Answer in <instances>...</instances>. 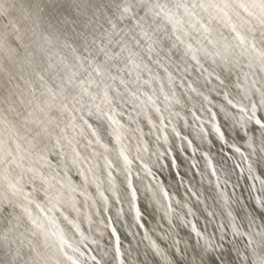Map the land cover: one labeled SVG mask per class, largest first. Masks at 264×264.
<instances>
[{"label":"snow or ice","instance_id":"obj_1","mask_svg":"<svg viewBox=\"0 0 264 264\" xmlns=\"http://www.w3.org/2000/svg\"><path fill=\"white\" fill-rule=\"evenodd\" d=\"M189 104L197 136L207 140L201 156L215 177L208 181L214 183L213 205L191 185L185 192L203 205V227L187 219L195 215L192 206L173 202L160 184L159 194L151 183L144 185L139 171V184L133 178L139 161L155 179L143 154L157 163L167 154L150 152L144 137L152 133L144 132L141 117L163 132L167 144L168 123L180 116L173 109ZM172 132L181 151L184 142L192 147L175 125ZM212 132L231 150H219V167L211 155L215 144L207 139ZM231 133L246 151L229 143ZM197 151L192 147L193 157ZM235 154L246 163L247 176ZM193 169L202 182L195 159L188 171ZM230 181L231 195L225 191ZM91 185L100 206L87 203ZM141 187L170 226L156 239L144 222ZM217 195L225 198L220 215L227 222L221 219L209 233ZM125 203L135 227L144 229L141 240L149 241L142 252L131 241L122 251L114 224L126 216ZM81 204L95 208L98 223L110 227L116 264H264V0H0V264H88L82 258L89 237L68 214L79 216ZM113 207L114 215L102 216ZM87 219L91 230V213ZM189 225L194 238H177L176 230Z\"/></svg>","mask_w":264,"mask_h":264},{"label":"bare ground","instance_id":"obj_2","mask_svg":"<svg viewBox=\"0 0 264 264\" xmlns=\"http://www.w3.org/2000/svg\"><path fill=\"white\" fill-rule=\"evenodd\" d=\"M161 75H163L162 72H161ZM196 76H197V74L193 73L192 76H191V79L195 80ZM202 84H203V82H202V80H200L199 84L197 86H201ZM202 90H204L207 93V89H203L202 88ZM188 107H191V105L190 104L187 105L185 107V109H187ZM130 108H131V106L126 108L124 111L127 113L128 111H130ZM183 110L184 109H180L179 107H176V108L173 109V111H179L180 112V116L179 117L185 116L183 114ZM164 114L166 116L168 115L167 112H165ZM133 115H135V113H133ZM221 116H222V114H221ZM154 118H155V116H154ZM174 118H177V117H173L172 119H174ZM122 120L124 122H127V115H125L122 118ZM140 123H141V126L143 127L145 133H149V132L152 133V134L146 135L144 137L146 140L149 141L150 152H156L157 150L162 152L163 147H166V146H169L171 144H174V141L170 140L169 138H168L169 143L166 144L164 142V140H163V132H157L156 129H150V127L147 125V122L143 119V117H141ZM173 125H175V124H173V122L168 124V127H167L166 131H171L172 132ZM210 126H211V124H210ZM133 127H135V125H133ZM196 127H197V124H195V128ZM157 135L160 136V140L159 141H157V139H156ZM188 138L193 141L192 147H196L197 149H199V146H197V143L201 142V143L207 144V140L202 141L201 139H199V137L197 136V132L196 131L192 132V134H188ZM240 142H241V144L246 145L243 142V140L240 141ZM184 144H187V143H184ZM185 147H187V150L184 151V153H186L185 157L183 156L184 158H182V156L179 154L178 151H176V150H172L171 151V154H170L169 160H168V161H170V163L166 164V165L171 164V167L167 166L165 168L166 172L164 171L165 173L162 170L160 171L161 172V177H163L162 178L163 179L162 184H161V182L159 180H157L158 178L157 179L156 178L155 179H153V178L151 179L150 177H152V176H148L146 174V172L143 170V168L139 167V163H140L139 161H136V162L133 163V166H132L133 174H134L133 178H134V182L139 184V180H137L136 177H135V172L139 171L140 172V176L144 178V180H143L144 185H147V184L151 183L153 185V187H154V190L159 194V188L156 187V186L158 184H160L161 187H163L164 189H166V190H168L170 192L171 197L173 199V202L176 199H180L185 204H188L189 206H192L194 208L195 215H188L189 218L191 219V221L196 222L198 227H203V225L205 224V215H202L203 205L196 204L195 203V197H191L190 198V193L188 195H185V192L188 189L189 185H191L192 189L194 191H198V193L201 196V199H207L208 204L209 205H213L214 202H213L211 197L215 193L212 192L211 194H209L207 192V190H209L210 187H211V186L209 187L208 181L209 180L213 181V179L212 178H210V179L207 178L208 172H207V174H205V172H204V178H203L202 182H201V177H200L199 173H197V175L195 176L196 177L195 180L193 178H192L193 179L192 180L191 177L193 176L194 172L196 173L195 169H193L191 171V174L189 175V176L192 175L190 178L182 177V178L174 180V176L173 175L175 174V175L179 176L181 174V172L183 173V171H185L186 168L189 166L188 163L189 164L191 163L192 159H195V160L198 161L199 166H200V168L203 171H204V168H205V166L207 164L204 158L200 159L201 154H198V151L196 152L195 156L193 157V156L190 155L189 147L188 146H185ZM243 150L246 151L247 149L244 148ZM213 153L214 152L211 153L212 157H213ZM143 155H144V162L148 163L149 167L152 168V172L153 171L159 172L157 170L158 167L155 166V164H157L156 160H155V156H151V158H149V154H143ZM173 157H176L175 163H172ZM212 160L214 162L215 159L212 158ZM239 161H241V160H239ZM228 162H229L230 166L233 163V161H230V160ZM238 163L241 164V162H238ZM176 165H179V167H177ZM245 166H246V163H245ZM73 172L75 173V170H73ZM209 172H210V170H209ZM233 174H235V173H233ZM222 176H223V173H222ZM235 178L236 177L232 175V181H234ZM73 179L76 182L80 181V178L78 176H76V174H75V177L73 176ZM120 179H122V177H120ZM181 179H183V184L179 183L181 181ZM241 180L243 181L242 178H241ZM106 186L107 185H105V187ZM213 186L211 187V190L213 189ZM211 190H209V191H211ZM88 192L91 195V199L87 202L88 205H91L92 200H96L98 202L97 206H100L99 196H98V194L96 192L95 185H91L88 188ZM228 194L231 195V192L228 193ZM107 195H110V193H107ZM159 198H160V196L158 195L157 199H159ZM77 199L80 200L81 202L84 201L83 197H79L78 196ZM224 199L225 198H222L219 195H217V198H216V201H215V205H217V207H215V211L217 212V218H216L215 221H212L211 223L208 224L207 231L209 233H211L213 231V225L216 224L217 222H219L221 219H223V220H225V222H227V220H226L227 217L220 215L221 209H225L226 210V206L224 204ZM140 202L142 204H146V206H150L151 205L152 206L151 208H153V210L155 208V211H152V209H150L148 211V213L145 215L144 222L146 224V227L149 229V235L152 237V239H156L159 236V232H160L159 229H157V227L159 225L165 226L167 228H170V226L167 223L166 219H162L163 210L159 208V206L156 204L155 200L151 199V193L145 192L144 187H141V190H140ZM78 206L81 209L79 216H77V214L75 212H72V211H69L68 214L72 218H75L78 223H80L82 229L85 231V235L89 237V240L86 241V242L93 247V249H94L93 252L95 251V253H94L95 257H97L100 261H104L102 259V257H104L105 260H107V261H108V256H109V258L110 257L113 258L114 249L112 248V238L110 239V241H109V238H108L109 237L108 233L111 230L110 227L109 228H105L103 224L98 223L99 220L101 219V216H97V215L94 214L95 213V208L90 207V206L89 207H84L82 204L78 205ZM176 207H177V211H184V212L187 211L186 208L181 210V208L179 206H176ZM124 208H125V211H126V216L124 218H122L121 221L115 222L114 226L117 228V230H118V232H119V234L121 236V239L124 240L125 243H128V244H129V241H131V243L133 245L134 244V239L129 235V231L130 232L138 231L139 233H141L143 235L144 229H137L135 227V222L131 220L132 215L130 214V212H127V209H128V204L127 203L124 204ZM115 211H116V209H115V207H113L111 213H103L102 216L106 217V216H108L110 214L114 215ZM90 213L92 214V220L94 221V223L92 224L91 230H89V224H88V219H87V216ZM124 219H127L129 221V223H124L123 222ZM60 224H61V227H64L66 231H69V235L72 234V232L69 230V226L67 225V223L65 221L60 219ZM176 231H178V229ZM99 233L100 234L103 233V236H105V238H104V242L105 243L104 242L100 243L102 237L99 236ZM106 237H107V239H106ZM76 238L79 239L78 234L76 235ZM93 238H95L98 241V243H91V240ZM178 238H180V239H182L184 241H187L189 237H183V238L182 237H178ZM144 241H146V244L149 243L148 239H144ZM122 245H124V244H122ZM140 252H142L141 249H140ZM106 253H107V256H106ZM94 255L91 252H89V249H88L86 251V256L83 257L82 259L87 260L88 264H89L90 263L89 262V260H90L89 258L91 256H94Z\"/></svg>","mask_w":264,"mask_h":264},{"label":"water","instance_id":"obj_3","mask_svg":"<svg viewBox=\"0 0 264 264\" xmlns=\"http://www.w3.org/2000/svg\"><path fill=\"white\" fill-rule=\"evenodd\" d=\"M194 74H195V72H194ZM197 75H198V73H196ZM202 82H203V80H202ZM211 95L212 96H215V93H211ZM216 99L218 100V101H220V102H222V98L221 97H216ZM183 114L185 115V116H187V119H188V125H185V123H184V117L185 116H183V117H177V118H174V119H171V122H173V124H175V126H176V130L177 131H179L180 133H181V135L182 136H187L188 137V134H192V132H194V131H196V132H198V130H199V127H198V124H197V122L196 121H194V119L192 118V116H191V114L187 111V109H184L183 110ZM204 119L205 120H207V117L205 116L204 117ZM181 120V121H180ZM170 122V123H171ZM166 123H167V121H166ZM170 123H168V124H170ZM195 124H197V127L195 128ZM206 127L207 128H209V129H211V126H210V124H207L206 125ZM167 133H168V138L170 139V140H172V141H174V144H171V145H169V146H166V147H163V149H162V152H166L167 154L165 155V156H163V157H161L160 158V160H159V162L157 163V164H155V166H157L158 168H157V170L159 171V172H157V171H153V174L155 175V178L157 179V180H159L160 182H162L163 181V177H161V170L164 172H166V170H165V168L167 167V163H170V161H168L169 160V156H170V154H171V151L172 150H176V151H178L179 152V154L182 156V158H184L185 157V155H186V153H184V151H181V147H180V145H181V140H180V138L179 137H177L173 132H171V131H167ZM207 139H212V141L214 142V144H215V147L212 149V152H214L213 153V159H215L214 160V162L213 163H217L218 161H219V158H220V155H222L223 153H221L219 150L221 149V148H223V151L225 152V153H230L231 152V150L227 147V145H224L223 144V142L222 141H220L219 140V138L216 136V134L214 133V132H212L211 133V135L207 138ZM179 141V142H178ZM240 141H242L239 137H237L236 135H235V133H231L230 134V136H229V143H235V144H237V146H240L241 147V149H242V151H244L243 149L245 148V149H247L246 148V145H244V144H241V142ZM244 142V141H243ZM184 143H186V142H184ZM245 143V142H244ZM177 145V146H176ZM185 146H187V144H185ZM197 146H199V149H198V154H201V151L203 152V151H205L207 148V144H204V143H201V142H199V143H197ZM177 147V148H176ZM169 148H171V151H168V149ZM186 148V150H187V147H185ZM189 151H190V155L191 156H193V154H192V148L191 147H189ZM212 155V154H211ZM184 156V157H183ZM201 158H203L202 156H200V159ZM190 159V158H189ZM155 160H156V157H155ZM240 160V157H239V154H235V161H236V163H238V162H241V166L242 167H244L245 168V176H247V171H246V166H245V163L244 162H242V161H239ZM230 161H232V160H230ZM136 162V161H135ZM229 163V162H228ZM162 165L164 166V167H162ZM188 165H190L189 163H188ZM229 166H230V164H229ZM217 167H219V164L217 163ZM188 169H189V166L186 168V170L185 171H183V173L181 172V174L178 176V175H173L174 176V180H176V179H179V178H182V177H186V178H190L191 176H189L190 174H191V172L190 171H188ZM209 170H210V168H208V166H207V164H206V166H205V168H204V172H205V174H207V172H208V175H207V178H212L213 179V182L215 181V177H213V176H211L210 175V172H209ZM141 171V170H140ZM211 171V170H210ZM238 171V170H237ZM142 172V171H141ZM164 172V173H165ZM195 173V172H194ZM74 177H75V173L74 172H72L71 173ZM168 175V174H167ZM197 175V173H195V176ZM220 175H221V178H222V180L224 179V177L222 176V173H220ZM232 175L233 176H235L236 177V173L235 174H233L232 173ZM172 176V177H173ZM178 176V177H177ZM193 177V176H192ZM192 177H191V179H192ZM151 179H152V177H150ZM196 178V177H195ZM243 179V178H242ZM193 180V179H192ZM195 180V179H194ZM241 182V184H244L245 183V180L243 179V181L241 180L240 181ZM251 183V181H248V183ZM257 184H258V181L256 182ZM213 185H214V183H213ZM213 185H211V187L213 186ZM209 187H210V185H209ZM211 187H210V189L209 190H211ZM209 190H207V192L209 193V194H211L212 192L213 193H215L214 192V186H213V189L211 190V191H209ZM216 192H218L219 190H215ZM225 191L227 192V193H230L231 192V181H230V184H229V186L225 189ZM107 194V193H106ZM245 194H247V193H245ZM192 200V199H191ZM144 205H146V204H144ZM152 206L150 205V206H147V208H148V211L150 210V209H152V211H153V208H151ZM155 209V208H154ZM131 215H132V213H130ZM162 216V215H161ZM187 219L189 220V221H191V219L189 218V216L187 217ZM227 220V219H226ZM159 221V220H158ZM225 221V220H224ZM157 229H159V236H161L163 233H162V231H161V229H164V230H169V228H167V227H165V226H162V225H159L158 227H157ZM104 231V230H103ZM130 232V231H129ZM135 232V231H134ZM178 233H179V235H178V237H189V234H191L192 235V237L194 238V236H195V234L194 233H191V228H190V225L189 226H187V227H182V228H180V229H178V231H177ZM107 233V232H106ZM109 234V233H108ZM141 234V233H140ZM99 236H101L102 237V239H101V241H100V243H102V242H104V238H105V236H103V235H101L100 233H99ZM109 237V241H110V239L112 238V248L114 249V239H115V237L114 236H110V235H108ZM126 236V235H125ZM127 237V236H126ZM141 237H142V234L141 235H138L135 239H134V246H136L137 245V243H139V249H138V251H140V249L143 251L144 250V247H145V245H147L146 244V241H144V239L143 240H141ZM177 237V238H178ZM106 239H107V237H106ZM121 241H122V244H124V245H122V250H126L127 248H128V246H129V244L128 243H125V241L124 240H122L121 239ZM144 241V242H143ZM107 242V241H106ZM159 242V241H158ZM105 243V242H104ZM112 249V250H113ZM88 250V249H87ZM87 250H85V251H87ZM93 247L89 244V252H91L93 255H94V253H95V251L93 252ZM102 252V251H101ZM95 256V255H94ZM106 256H107V253H106ZM97 258V257H96ZM90 259V258H89ZM102 259L104 260V261H101V264H116V261L113 259V258H109V256H108V261L107 260H105V258L104 257H102ZM97 260H99L98 258H97ZM114 260V261H113ZM100 261V260H99ZM89 264H93V262L91 261V259L89 260ZM153 263L154 264H159V261H158V259L157 260H154L153 261Z\"/></svg>","mask_w":264,"mask_h":264}]
</instances>
